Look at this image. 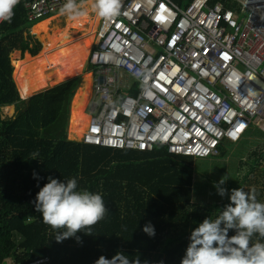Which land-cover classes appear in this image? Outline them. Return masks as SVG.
<instances>
[{"label":"built area","instance_id":"built-area-1","mask_svg":"<svg viewBox=\"0 0 264 264\" xmlns=\"http://www.w3.org/2000/svg\"><path fill=\"white\" fill-rule=\"evenodd\" d=\"M22 2L37 24L66 0ZM91 34L103 83L83 111L85 146L215 158L264 123V0H121L120 14L98 17ZM30 67L34 81L49 68Z\"/></svg>","mask_w":264,"mask_h":264},{"label":"trees","instance_id":"trees-1","mask_svg":"<svg viewBox=\"0 0 264 264\" xmlns=\"http://www.w3.org/2000/svg\"><path fill=\"white\" fill-rule=\"evenodd\" d=\"M34 25L28 23L22 2L14 9L11 23L0 25V41L9 38L3 50L21 40L23 31L30 39L26 28ZM12 73L13 68L0 56V264H95L99 257L111 259L118 252L130 261L139 259L140 264H161L167 207L196 203L221 211L230 203V195L224 199L218 194L213 178L225 179L223 187L229 191L241 188L250 192L255 188L257 201L264 203V132L257 125L251 126L233 147L220 145L215 162L196 166L192 159L168 156L161 148L146 154L81 147L78 177L21 171L16 154L9 152L10 142L25 139L68 143L69 105L81 78L66 81L44 94L40 105L49 120L34 128L28 113L19 116L24 103L15 104L18 93ZM12 105L16 111L8 118L3 108ZM49 177L65 183L75 178L77 191L102 196L108 211L92 226L91 235L84 230L56 241V232L64 229L53 230L44 224L34 205ZM149 223L154 227V236L143 231ZM252 239L264 243L258 234Z\"/></svg>","mask_w":264,"mask_h":264},{"label":"clouds","instance_id":"clouds-1","mask_svg":"<svg viewBox=\"0 0 264 264\" xmlns=\"http://www.w3.org/2000/svg\"><path fill=\"white\" fill-rule=\"evenodd\" d=\"M19 2L20 0H0V23H11L14 9ZM91 9L97 17L111 20L120 14L121 0H92ZM60 11L71 20H77L84 15L82 6L77 3V0H66ZM46 19L48 18L43 20ZM32 28H28L29 31ZM91 52L88 57V63L93 68L92 93L95 81L98 80L102 84L103 77L99 76L100 69L90 64ZM100 79L102 82H100ZM69 80L71 78L67 81ZM60 84H57L51 90L57 88ZM257 126L263 128L262 124ZM234 145L225 146L231 148ZM80 146L113 152L123 151L97 146H85L82 141H80ZM157 148L164 150L168 156L183 157L169 155L163 146H156L149 152H138L151 154ZM36 156H38V153H33L32 159H36ZM208 159L213 158L192 160L202 161ZM224 183L225 179L222 178L214 185L221 197L228 194V190L223 187ZM76 189L77 180L75 178L69 179L65 183L59 179L49 177V182L40 189L34 201L35 211L42 214L44 224L50 226L53 230L64 229V231L56 232L55 239L57 242L74 237L79 231L86 230L84 232L91 235L92 226L101 221L108 211L100 194H93L87 190L77 191ZM229 199L230 203L220 211V214L215 219H204L191 232L190 243L186 249L185 256L181 260V264H264V243L259 241L254 244L250 243L254 234H258L261 239H264V203L257 201L255 188L251 189L250 192H245L241 188L232 189ZM28 219L31 220V217ZM229 230H234L235 234L229 236ZM143 231L149 236L155 235L154 227L150 223L143 228ZM77 241H79V237H77ZM95 264H140V261L139 259L130 261L125 254L118 252L111 259H107L104 256L99 257Z\"/></svg>","mask_w":264,"mask_h":264},{"label":"rangeland","instance_id":"rangeland-1","mask_svg":"<svg viewBox=\"0 0 264 264\" xmlns=\"http://www.w3.org/2000/svg\"><path fill=\"white\" fill-rule=\"evenodd\" d=\"M182 2L177 3L181 5ZM83 11V10H82ZM59 13V12H58ZM59 16V17H58ZM58 17L49 25V36L50 38L56 39L55 37L58 36L60 33L65 32L66 30H70L71 32L76 31V28L73 27L76 20L69 19L65 14L59 13L56 16ZM52 18V17H50ZM49 19V18H48ZM42 22V21H41ZM40 23V22H39ZM85 22H83V25ZM78 28H80V22H77ZM58 30V34L54 32ZM32 30H30V39L29 34L27 31H23L21 33V40L17 43H21V57H30L33 58V55L36 53V46L34 42V36L32 35ZM9 38H3L0 41V56H3V59L9 63V65L13 68L12 77L16 86V90L18 93L16 103L20 104L27 101L24 99L19 91V87L17 86V79L15 75V69L5 59V53L10 48L15 46H7L5 50H3V46L7 43ZM29 39V41H28ZM28 42V46H26ZM27 47V50H26ZM93 45L91 46L92 49ZM89 48L87 59L83 65V68L80 73H76L75 77H80L81 81L76 89L75 95L79 94L86 88L87 81L89 85V99H91V85L93 80V68L88 63V57L91 52ZM4 51V52H3ZM30 72V68H29ZM31 73L27 76V81H32ZM72 79V78H71ZM68 79H65L63 82H66ZM34 82V81H33ZM62 82V83H63ZM46 88V87H45ZM51 89H41L40 91L34 93L32 97H40L41 104L43 101V96L46 92L50 91ZM73 98L70 101L69 105V118L70 113L72 110V102ZM30 101V100H29ZM87 101V103H88ZM35 105V104H34ZM15 106H9L3 108V113L8 118H11L15 114ZM29 116L31 119V123L34 128H40L44 123H46L49 119L48 114L44 113L42 110V105L33 106L31 104L29 109ZM46 116V117H45ZM69 118H68V125H67V135H68V143L66 144H50V143H38L34 141H28L25 139L22 140H13L10 142L8 149L9 152H13L15 155V159L20 163V170L24 172L30 173H41V174H49V175H56V176H66V177H78L80 171V161H81V146H80V136L77 137L71 130L69 125ZM257 121L254 122L256 124ZM263 128H259L260 131L264 132V123L262 124ZM33 153H38L36 159L33 158ZM232 154V153H231ZM214 159L208 160H198L193 161L194 166L197 164H206V162H215ZM236 159H233L232 162H235ZM216 183H218L221 179L220 178H213ZM230 192L228 190V194L224 196L226 199ZM222 211V210H221ZM165 222H166V233L163 236V247L162 251L159 254L161 257V264H181L182 258L186 254V249L190 243V235L191 232L199 226L200 223L204 221L206 218L215 219L220 211L218 209H212L209 205L203 204H196V203H188L184 205H175L171 207H167L165 209ZM235 234L234 230H229V236ZM256 237V234H255ZM250 243H256L255 239L251 238ZM161 247V246H160ZM6 264H13L12 261H8Z\"/></svg>","mask_w":264,"mask_h":264},{"label":"bare ground","instance_id":"bare-ground-1","mask_svg":"<svg viewBox=\"0 0 264 264\" xmlns=\"http://www.w3.org/2000/svg\"><path fill=\"white\" fill-rule=\"evenodd\" d=\"M91 3L92 0H89L81 5L84 15L75 21L73 27L76 28V31L71 32L70 30H66L56 36V39L50 38L49 25L59 16L36 24L31 29L36 46V53L33 55V58L27 56L21 57V43H17L6 51L5 59L15 69L20 94L29 102L28 111L31 104L39 106V102L41 101V98L37 96L32 97L34 93L45 87L60 84L65 79L73 78L76 73L81 72L87 59L88 50L89 48L91 49L94 41L91 30L98 19L95 13L92 12ZM77 22H80V28H78ZM83 22H85L84 25ZM54 30L57 35L58 30ZM58 54L61 57H58ZM51 59H54V66L51 65ZM41 64L44 67L49 66L48 72L44 74L41 72V76L37 81H27L26 78L31 73V70L29 72L30 66L32 65L35 71H40ZM89 85L87 81L86 88L78 95L76 94L72 102L69 125L77 137L82 134L88 122L83 111L89 98ZM36 142L41 143L40 141Z\"/></svg>","mask_w":264,"mask_h":264},{"label":"water","instance_id":"water-1","mask_svg":"<svg viewBox=\"0 0 264 264\" xmlns=\"http://www.w3.org/2000/svg\"><path fill=\"white\" fill-rule=\"evenodd\" d=\"M100 82H102L101 79H100ZM28 105H29V102H28V101H25V102H24V108H23V110L21 111V113H20L19 116H22V115H24V114L29 113V111H28Z\"/></svg>","mask_w":264,"mask_h":264},{"label":"snow or ice","instance_id":"snow-or-ice-1","mask_svg":"<svg viewBox=\"0 0 264 264\" xmlns=\"http://www.w3.org/2000/svg\"><path fill=\"white\" fill-rule=\"evenodd\" d=\"M156 19L159 20V21H163L166 18L164 16L160 15V16H157ZM241 127H243V125H241Z\"/></svg>","mask_w":264,"mask_h":264}]
</instances>
